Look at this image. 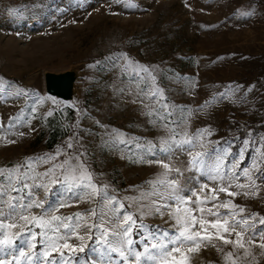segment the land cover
Here are the masks:
<instances>
[{
    "label": "rangeland",
    "instance_id": "1",
    "mask_svg": "<svg viewBox=\"0 0 264 264\" xmlns=\"http://www.w3.org/2000/svg\"><path fill=\"white\" fill-rule=\"evenodd\" d=\"M258 126L264 0H0V264H264Z\"/></svg>",
    "mask_w": 264,
    "mask_h": 264
},
{
    "label": "water",
    "instance_id": "2",
    "mask_svg": "<svg viewBox=\"0 0 264 264\" xmlns=\"http://www.w3.org/2000/svg\"><path fill=\"white\" fill-rule=\"evenodd\" d=\"M70 78L66 75H45L44 88L46 93L54 96H62L69 89Z\"/></svg>",
    "mask_w": 264,
    "mask_h": 264
},
{
    "label": "trees",
    "instance_id": "3",
    "mask_svg": "<svg viewBox=\"0 0 264 264\" xmlns=\"http://www.w3.org/2000/svg\"><path fill=\"white\" fill-rule=\"evenodd\" d=\"M262 128H264V127L258 126L256 129L252 130V132L259 131ZM57 138H59V136H56L54 131L50 132V134L46 140V143H45L46 147L50 149L52 147V145L55 143V141L57 140Z\"/></svg>",
    "mask_w": 264,
    "mask_h": 264
}]
</instances>
